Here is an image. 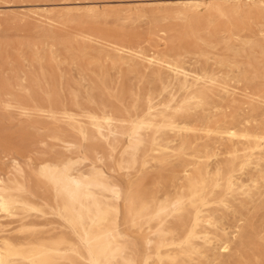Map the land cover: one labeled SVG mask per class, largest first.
<instances>
[{
    "label": "rangeland",
    "instance_id": "1",
    "mask_svg": "<svg viewBox=\"0 0 264 264\" xmlns=\"http://www.w3.org/2000/svg\"><path fill=\"white\" fill-rule=\"evenodd\" d=\"M0 177L11 264H264V0H0Z\"/></svg>",
    "mask_w": 264,
    "mask_h": 264
},
{
    "label": "bare ground",
    "instance_id": "2",
    "mask_svg": "<svg viewBox=\"0 0 264 264\" xmlns=\"http://www.w3.org/2000/svg\"><path fill=\"white\" fill-rule=\"evenodd\" d=\"M155 59L153 57H149L148 61H150L152 63V61H154ZM87 131V130H86ZM227 133H229L231 136L235 135V131L234 130H228ZM9 167V166H8ZM105 178V177H104ZM4 184H6L5 181H3V178L0 177V207L2 210L7 211L8 207H9V201L7 196L4 194ZM103 193V192H102ZM124 194V193H123ZM199 194V193H198ZM122 197V196H121ZM120 203V202H119ZM98 214V213H96ZM111 218V217H110ZM126 239V238H125ZM124 239V240H125ZM129 239V238H128ZM122 240V239H121ZM123 241V240H122ZM148 242L150 243V239H148ZM76 254V253H75ZM0 262L2 264H11L8 260L4 259L3 254H0Z\"/></svg>",
    "mask_w": 264,
    "mask_h": 264
}]
</instances>
